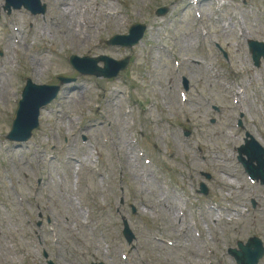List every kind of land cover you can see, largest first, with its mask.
<instances>
[{
  "label": "rangeland",
  "instance_id": "1",
  "mask_svg": "<svg viewBox=\"0 0 264 264\" xmlns=\"http://www.w3.org/2000/svg\"><path fill=\"white\" fill-rule=\"evenodd\" d=\"M123 6L120 8L112 5V10L115 14L118 11H123L122 18L111 19L105 17L99 12L104 11L107 2L103 0H93L89 8L93 14L92 22L98 20L100 26L108 24L110 30L106 35L100 34V37H108L115 32H123L124 28H120V21H140L147 22L152 26L151 33L147 39L148 46L142 45L133 53L135 58L132 70L130 69L128 77L131 80V87L125 96L117 105L108 108L104 103L90 102L86 99V103L81 99H67L66 93H63L62 98L53 105L59 113L54 115V110L49 109L46 112L48 120H43V128L35 135L33 140L40 144L39 150L43 147L45 152L52 154L50 149L56 144L62 143L64 139L68 141L66 132L71 134L70 142H76L79 146V136L76 126L81 121L82 126L87 124L91 119H94L92 113L101 107L109 118L116 124L114 126L115 136L122 133V128L125 130L122 145L124 148L129 145V139L133 131L128 127V120L122 115L123 109L135 108L137 113V104L143 103L145 111L141 112V116L136 118L140 120L137 124V130L146 132V144L154 145L158 149V154L162 153V157L166 159L167 151L177 153L174 167L183 173H191L194 170V175L190 180H193L192 185L198 188L200 170L207 168L199 161L197 155V147L202 144L206 148V154L210 157L212 164H216L218 170L216 173L221 177V188L218 192L222 194L224 199H221V206H233L231 203L235 200L237 193H231V190L226 185L228 176L231 172L229 162L231 149L228 145L226 137L227 131H234L233 123L236 113L230 110L231 100L226 93L227 88L231 86L227 83V66L219 61V57L209 50L208 46L199 47V35L193 28V18L187 8L183 6L176 7V2L170 4V0H122ZM215 1V0H213ZM212 2L205 0L204 11L210 14ZM222 2L234 3L233 10L222 9L221 20L217 18L206 17V21L213 30V37L224 46H230L232 56V67L235 76L247 87L248 95L246 102V122L247 127H255L258 129V135L264 138V65L262 70L257 71L249 65V58L245 51V42L238 41L235 36V25L239 24L247 29L246 37L252 39L264 40V0H219ZM87 1L82 0L75 7L79 10L82 7H87ZM170 6L173 8V14L167 17L157 18L154 14L155 10L162 6ZM79 18V17H78ZM21 25L20 19L17 20ZM230 24L228 30L224 29V23ZM113 24L114 26H111ZM16 25V24H15ZM42 29L36 26L34 35L36 44L34 47L38 50V55L30 57L39 63L37 65L36 74L34 73V62L27 64L26 52L27 47H21V57L12 50L10 54L12 59L7 60V54H2L0 57H6V69L0 75V79L7 86L0 93V135L8 131L9 120L13 115L11 103L8 102V94H13L12 91H19L21 88V79L23 72L32 76L37 82L52 83L56 76L60 73H66L65 70H59V56L64 53V47H74L70 45V41L61 39L59 35L52 37L49 42L52 49L56 51L58 57H52L47 52L44 53L42 48L44 41L37 34ZM99 36L94 35L90 47H81L83 50H88L95 54H102V51L97 50L99 44ZM0 43H3L2 41ZM154 46H165L171 49L178 55L182 62V76L188 79L191 88L193 89L192 101L187 105L188 113L191 117L192 124L188 125L182 118L179 109V98L177 95V87L180 83V76L175 75L172 70V65L168 60V55L165 51L154 50ZM150 52L149 64L147 68L141 62L143 52ZM119 52V51H114ZM128 52H121L124 56ZM60 65V64H59ZM24 69V71L22 70ZM13 74H18L16 78ZM71 75V74H68ZM78 89L82 85V80H77L74 84ZM74 85L68 86L74 87ZM66 89V87H65ZM115 94L111 92L107 95L105 103L108 105ZM109 100V101H108ZM206 100L211 101L214 105L220 108L219 113H214L206 104ZM153 106V107H152ZM142 108V106H140ZM49 112H52L49 113ZM146 112V113H145ZM216 117L217 123L211 125L212 117ZM185 129H191L193 136L188 141H183ZM65 130V131H64ZM88 136V134H86ZM92 143L97 144L100 138L99 133L92 134ZM96 136V138H95ZM241 135L237 136L236 141L239 143ZM257 136V135H256ZM258 137V136H257ZM55 144V145H54ZM35 145V144H32ZM53 145V146H52ZM71 145V144H70ZM178 146L185 149L180 151ZM74 146L63 147V151L54 152L59 157V162L54 163L51 168L47 169V174L56 173L54 180H47L44 183L42 191L34 195L30 190L27 192L21 181L23 170L26 169L32 173L30 168L29 154L21 155L19 151L10 150L4 153L0 148V173L8 180H15L20 177L19 186L27 195L29 203L26 204L29 211L36 215L33 204H38V199L42 195L51 191L50 194V212L49 214L56 218V226L59 230V243L53 247V255L58 264H91L92 257L90 251L93 250L97 257L96 261H106L111 264H125L120 261V254L126 250H130V256L127 263L133 259L141 258L145 264H206L204 257L200 260L196 255L192 256L190 249L184 248V243L181 246L171 249L163 247L158 243V239L173 240V233H182L187 229V226H182L180 220H175V225H170L167 221L169 213L165 212L163 203H168L170 199H174L172 194L166 195L155 175L148 176V183L143 180L146 174L143 171L148 168L142 162H138V168L142 170L138 177L134 178L130 175L123 163L128 161L132 167L135 162L125 160V152L119 158L112 156L102 162V176H95L92 172V166H88L83 161L87 159L86 150H79L75 156L73 152ZM65 156L73 157L74 160L65 162ZM89 156V155H88ZM12 160V161H11ZM109 160V162H108ZM32 163L35 157L32 158ZM186 161L192 162L193 168L190 169L186 165ZM104 163V164H103ZM2 164L7 166V171L2 169ZM140 164V165H139ZM170 164V163H169ZM79 169V170H78ZM126 169V171L124 170ZM33 177L29 178L31 183ZM163 181H168V176H163ZM161 180V181H162ZM180 183V177L176 178ZM123 182L125 194L128 201L136 207L144 208L146 213L132 216L130 210L127 211V217L132 228L137 233L140 239V245L135 243V247L128 246L122 241L120 230L122 228L121 217L117 214L118 203L114 202L119 199L120 182ZM211 184V183H210ZM209 184V186H210ZM213 184H211V187ZM8 188V187H7ZM174 187H172L173 189ZM9 189V188H8ZM187 196L194 199L199 198L202 204L200 214L196 216L201 224L212 226V219L217 217L207 215V210L203 205L202 198L194 193L192 189L187 187L185 190ZM165 193V194H164ZM230 194L233 198H230ZM61 195V199L57 196ZM10 203V208L6 212L5 206L0 207V264H39L40 250L38 241H31L32 234L24 228L25 217L21 212L18 201L13 197L11 191L7 192ZM64 197V199L62 198ZM37 199V202H36ZM164 200L163 202H161ZM175 200V199H174ZM108 204H113V208L108 207ZM87 206L92 213L96 211L98 216L92 219L93 225L91 229L86 225L80 226L75 218L68 220L74 212H78L82 218L81 207ZM177 204L172 208V215L176 214ZM15 214L12 216V212ZM199 211V210H198ZM156 212L164 221L153 223L149 216ZM193 217V212H189ZM226 220L232 217V214L226 215ZM242 219V218H240ZM220 221V219H219ZM218 221V232L215 236H210L208 242L214 248L215 257L225 255L224 249L233 244L235 233L230 227V219L228 222ZM68 223L71 226H68ZM239 228L238 236L242 234L244 238L247 229L249 228L248 220H240L238 224H233ZM161 227L160 229L157 227ZM216 228V227H215ZM217 230V228H216ZM89 232L88 234L86 233ZM46 246H50L48 241ZM200 249L196 245V250ZM231 264V262H230Z\"/></svg>",
  "mask_w": 264,
  "mask_h": 264
},
{
  "label": "bare ground",
  "instance_id": "2",
  "mask_svg": "<svg viewBox=\"0 0 264 264\" xmlns=\"http://www.w3.org/2000/svg\"><path fill=\"white\" fill-rule=\"evenodd\" d=\"M57 1V3H58V5H61V1L60 0H56ZM0 5H3V1L2 0H0ZM61 9V11H65L66 13H68V15L71 17L72 16V12H71V10H69V8H65V9H63V8H60ZM66 17H67V15L65 14L64 15V19H66ZM65 26H67V27H69V35H68V37H69V40L72 42V43H74L75 45H77V46H80V41H79V36L76 34V32L75 31H78V32H82V30L80 29V31H79V29H78V27H77V25H76V23H74V19H69V22H68V24H65ZM56 28H58V27H55V29ZM92 34V32L90 31L89 33H88V35L90 36ZM192 240H195L194 238H193V236H192Z\"/></svg>",
  "mask_w": 264,
  "mask_h": 264
}]
</instances>
